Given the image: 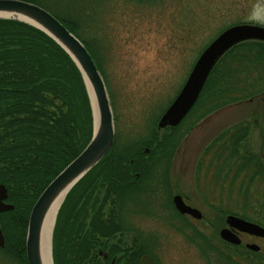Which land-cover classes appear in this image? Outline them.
<instances>
[{
	"label": "rangeland",
	"instance_id": "1",
	"mask_svg": "<svg viewBox=\"0 0 264 264\" xmlns=\"http://www.w3.org/2000/svg\"><path fill=\"white\" fill-rule=\"evenodd\" d=\"M257 5L264 6V0H89L71 5L79 9L81 35L90 43L100 66L114 138L122 145L133 144L147 140L155 128L162 136L163 130L157 129L161 113L179 92L203 49L228 27H264L250 18ZM55 10L65 15L59 7ZM242 124L245 140L238 147L239 154L230 157L232 142L228 139L233 127ZM187 125L181 128L183 137L169 166L148 157L150 147H144L146 156L141 158L153 162L154 170L140 181L139 188L144 190L140 196L123 208L122 226L164 242L162 263L257 264L253 259L245 263L240 249L225 250L218 245L204 250L198 242L191 244L188 238L196 236L197 229L179 222L182 218L172 209L167 194L186 197L204 220L223 223L224 217L235 215L264 226V94L219 109L189 130ZM242 158L249 162L240 170ZM91 210L86 208L88 214ZM201 230L211 241H219L220 226ZM53 231L50 258L51 264H58ZM125 231L123 226L118 234ZM0 264L11 263L0 254Z\"/></svg>",
	"mask_w": 264,
	"mask_h": 264
},
{
	"label": "trees",
	"instance_id": "2",
	"mask_svg": "<svg viewBox=\"0 0 264 264\" xmlns=\"http://www.w3.org/2000/svg\"><path fill=\"white\" fill-rule=\"evenodd\" d=\"M19 1L36 5L57 19L83 44L101 73L90 43L81 35L79 9H73L89 0ZM57 7L65 15L58 14ZM262 94L264 43L244 42L218 61L196 103L177 127L166 128L162 136L155 128L147 140L133 144L122 145L114 138L105 158L70 190L58 211L53 231L58 264H85L81 254L94 245V237L115 236L122 230L123 208L142 192L135 189L138 178L134 173L141 181L154 170L150 166L153 162L145 160L136 168L139 158L146 156L144 147H150L148 157L169 166L183 137L182 126L188 124L189 130L219 109ZM233 131L228 139L232 142L230 157L239 154L238 147L246 136L244 124L236 125ZM92 134L85 86L67 53L43 32L22 22L0 19V184L7 189L6 202L13 206L12 211L0 214L4 237L0 254L8 263L27 264L24 242L31 208L48 184L84 150ZM248 162L242 158L240 170ZM83 223L91 224L86 227Z\"/></svg>",
	"mask_w": 264,
	"mask_h": 264
},
{
	"label": "water",
	"instance_id": "3",
	"mask_svg": "<svg viewBox=\"0 0 264 264\" xmlns=\"http://www.w3.org/2000/svg\"><path fill=\"white\" fill-rule=\"evenodd\" d=\"M0 14L9 15V17L0 16V19L22 22L43 32L67 53L81 74L92 112L93 134L90 142L48 184L35 201L29 213L24 242L25 257L27 264H41L39 238L45 213L60 193L67 190L66 197L70 190L91 169L98 165L111 150L114 141L113 117L103 79L89 53L83 44L67 31L57 19L44 9L19 0H0ZM248 41L264 43V27L252 24H238L225 29L214 38L198 56L180 91L160 116L157 129L162 131L168 127L174 128L178 126L196 103L211 71L218 61L231 48ZM87 86L91 90L96 106V118ZM6 200L7 189L0 184V214L13 210V206L8 204ZM172 202L175 210L180 215H187L195 220L202 218L201 213L197 209L187 206L180 196H174ZM226 225L227 228L220 231L219 237L229 244L238 245L240 243L239 238L232 230L264 239L263 227L245 221L242 218L229 215L226 217ZM3 247L4 237L0 229V248ZM247 248L253 251L258 250L256 245H247Z\"/></svg>",
	"mask_w": 264,
	"mask_h": 264
},
{
	"label": "flooded vegetation",
	"instance_id": "4",
	"mask_svg": "<svg viewBox=\"0 0 264 264\" xmlns=\"http://www.w3.org/2000/svg\"><path fill=\"white\" fill-rule=\"evenodd\" d=\"M145 158L139 159L136 168H141L142 164L144 163ZM132 164V162H130ZM135 178H138L135 186L139 188V174L137 172L134 173ZM143 189H141L142 191ZM144 191V190H143ZM168 192H166L167 194ZM174 196H180L182 201L189 207L197 209L200 213L201 211L193 206L186 197L183 195H180L176 192L167 194V198L170 197V203L172 207L173 205V197ZM175 209V208H174ZM176 211V210H175ZM202 215V213H201ZM185 219H182L179 221L180 223H185L187 225L193 226L197 229L196 236L189 237V241L191 244L196 245V243H200L204 250L207 249H216L219 246L227 249H240L242 250L240 253H243L245 255V263L247 262V259H253L254 262L257 264H263L264 263V239L258 238L255 236L247 235V234H241L238 232H235L232 230V232L239 238L240 243L238 245H232L225 241H223L219 236V241H211L208 236H205L202 234V227H218L220 226V231L222 229L227 228L226 225V217H224L223 223H218L215 220H204L203 215L200 220L192 219L191 217L187 215H181ZM245 221H248L245 219ZM251 222V221H248ZM260 227H263L261 223H255L252 222ZM91 223H88V226H90ZM123 223H120L121 229L126 230L124 234H116L115 236H105L100 235L96 236L92 239L93 246L88 245L86 247V250L84 253L81 254V256L86 259L85 264H166L162 263L160 261V254L162 253L161 250V244L164 243L162 241H158L159 239H155L154 237H150L148 235H143L141 232L137 231L136 229L132 227H126L125 225L122 226ZM200 228V229H199ZM122 231V230H121ZM120 231V232H121ZM90 242V241H88ZM247 245H256L258 247L257 251L249 250L247 248ZM227 257H229L227 252H223ZM148 258V259H144ZM144 259V260H143ZM233 259V257H232ZM252 262V263H254ZM251 263V262H250Z\"/></svg>",
	"mask_w": 264,
	"mask_h": 264
},
{
	"label": "bare ground",
	"instance_id": "5",
	"mask_svg": "<svg viewBox=\"0 0 264 264\" xmlns=\"http://www.w3.org/2000/svg\"><path fill=\"white\" fill-rule=\"evenodd\" d=\"M0 16L9 17V15H7V14H0ZM16 18L21 19L20 17H16ZM88 90H89V94H90V97L92 100L93 111H94V115L96 118V106L94 104L92 93H91V90L89 87H88ZM66 191L67 190L60 193L53 200V202L50 204V206L47 209L45 216L43 218V222H42L41 230H40V238H39V255H40L41 264H51V258H50L51 233H52V229L54 226L56 216H57L58 211L60 209V206L63 202V199L65 197Z\"/></svg>",
	"mask_w": 264,
	"mask_h": 264
},
{
	"label": "clouds",
	"instance_id": "6",
	"mask_svg": "<svg viewBox=\"0 0 264 264\" xmlns=\"http://www.w3.org/2000/svg\"><path fill=\"white\" fill-rule=\"evenodd\" d=\"M250 18L256 23H264V6H255L251 11Z\"/></svg>",
	"mask_w": 264,
	"mask_h": 264
}]
</instances>
